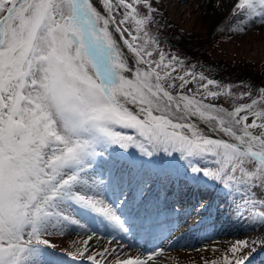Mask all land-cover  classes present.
Masks as SVG:
<instances>
[{"label":"snow or ice","instance_id":"snow-or-ice-1","mask_svg":"<svg viewBox=\"0 0 264 264\" xmlns=\"http://www.w3.org/2000/svg\"><path fill=\"white\" fill-rule=\"evenodd\" d=\"M161 6L0 0V264L154 261L163 249L141 259L122 258L119 243L93 247L105 235L163 240L174 227L141 211L148 185L134 184V165L126 173L110 159L97 171L117 148L184 161L190 181L243 191L238 216L264 227V87L253 96L249 86L239 96L250 102L231 110L213 103L235 96L233 85L165 52L147 30ZM225 20L232 33L264 28V0H232ZM73 234L70 249L53 243ZM257 244L264 236L237 240L204 264H249Z\"/></svg>","mask_w":264,"mask_h":264},{"label":"rangeland","instance_id":"rangeland-1","mask_svg":"<svg viewBox=\"0 0 264 264\" xmlns=\"http://www.w3.org/2000/svg\"><path fill=\"white\" fill-rule=\"evenodd\" d=\"M203 1L156 0V3L162 6L155 21L147 26V30L150 35L159 39L161 47L166 53L178 55L185 60L186 65H194L196 72L198 70L203 71L206 76L219 81L221 85H233L232 92L235 96H220L212 101L231 110L240 103L250 102L249 98H240L239 96L241 92L248 91L249 86H251L253 96L258 94L260 87H264V28L249 25L247 34L229 32L227 30L228 22L225 18L229 15L232 0L220 19L214 24H209L206 21L207 26H205L206 18L200 21L199 14H197L198 11L203 16L206 13L199 6ZM210 1L219 8L222 5V0H207V2ZM96 3L97 7H100L101 0H96ZM141 11L144 10L141 9ZM120 18L118 13L117 19ZM221 21L223 23H220L218 27V22ZM201 22L204 24L202 25ZM221 27L224 28V31L219 30ZM153 58H157L155 53ZM189 87H194V85H189ZM210 87L216 90L214 86ZM251 119L250 117L249 123ZM201 126L203 127V125ZM254 131L258 133L259 129ZM118 156L124 157L120 163L124 164L126 173L129 166H135L132 172L134 184L147 182L148 187L145 189L146 196L141 211L147 210L153 215L158 214L162 221H170L174 225L167 239L149 238L148 236L143 239L144 243L149 245L152 240L153 242L156 240V244L161 243L163 245L162 247L159 245L152 247V250L150 246L143 249L142 254L138 256L141 259L146 258L157 247L163 249L154 257V261H149V264H204L205 261H220L233 242L264 236V227L250 222L247 219V213H245V218L241 221L242 224H245V228L236 233V236L232 235L233 238L221 239L217 242L216 239L221 237L220 235H228L225 233L211 237L205 236L199 242H192L204 234L196 232L187 235L192 229L204 231L205 227H200L198 221H203L205 224V222L220 216H234L237 214L238 207L242 210L243 191L229 192L222 186L211 182L196 183L190 181L184 174V167H181V165L186 166L184 161L176 159L170 162L167 156H154L161 164L159 166L154 157L144 156L136 148L127 150L117 148L111 158L106 155L104 160L98 164L97 171H102L108 166L106 161L110 159L117 161ZM130 156H134V158L128 161ZM148 161L153 164H149ZM160 167L164 171L169 170L170 172H167L168 174L163 172L164 174L161 175ZM179 178L181 179L179 180ZM255 198L264 199V191L257 190ZM201 205H205L206 210L202 209ZM248 222L250 224L247 225ZM193 224L197 226L190 228V225ZM138 236H131L133 240H136V243L128 242V247L138 246L136 245L140 243L136 239ZM105 238L109 237L105 235L102 239ZM74 239H78L77 234L64 239H54L53 243L70 249ZM202 241H210V243L204 245L203 243L206 242L202 243ZM100 243L96 242L93 247L97 250L102 247H116L112 242L110 243V240L107 242L101 240ZM121 243L122 245L126 244L124 239L121 240ZM182 252L184 255L181 254ZM253 254L249 264H258L259 257L264 255V247L257 244ZM120 255L122 258H127L132 257L133 254L131 251H122ZM259 264L264 263L259 261Z\"/></svg>","mask_w":264,"mask_h":264},{"label":"bare ground","instance_id":"bare-ground-1","mask_svg":"<svg viewBox=\"0 0 264 264\" xmlns=\"http://www.w3.org/2000/svg\"><path fill=\"white\" fill-rule=\"evenodd\" d=\"M203 1V0H201ZM231 0H222V5L219 7L213 5L212 1L207 2V0H204L203 2L200 3V9L205 10L206 13L203 16L202 14H200V11H198L197 14H199L200 17V21H202V19H205V24L201 22V24L207 26L206 21L210 24H214L218 19H220L224 14H225V10L228 8V5L230 3ZM244 220L243 218L239 219L238 214H235L234 216H220L217 218H213L207 222H205V232H203L204 234L199 238V236H197V238H199L198 240H193L192 242H199L202 240L203 237H211V236H215L217 234H225L228 233V235H220L221 237L217 238L216 241L218 242L219 240H227L228 238H233L232 235L236 236V233L241 232L243 228H245V224H242L241 221ZM250 224V222L247 223V225ZM246 225V226H247ZM198 233V234H202L200 231H198V229H192L191 231H189L187 233V235H192L194 233ZM240 234V233H239ZM238 234V235H239ZM145 237L144 235H139L138 237H136V239L141 242ZM103 238V237H102ZM100 238L99 240H97L98 243L101 242V240L103 242H107V240H110L109 238H105L104 240ZM128 238V239H127ZM126 242V244L122 245L121 240L118 241V243L122 246V251H131L132 252V257H138L139 255L142 254L143 249L145 248L144 246H148L149 244L145 243L142 246H135L134 248H130L128 247V242L130 243H135L136 240H133L130 237H124L123 238ZM122 239V240H123ZM156 240H152V243L150 244L151 246V250L152 247H156L157 245H159L160 247H162L163 245L161 243H155ZM206 242V243H203ZM112 243L114 244V246H117V241H112ZM202 243L204 245L210 243V241H202ZM101 244V243H100ZM141 244V243H140ZM137 245V244H136ZM126 247V248H125ZM125 248V249H124ZM158 248V247H157ZM150 252V251H149ZM181 254L184 255V253L182 252ZM191 256V255H190ZM264 255H261L259 258H262Z\"/></svg>","mask_w":264,"mask_h":264},{"label":"trees","instance_id":"trees-1","mask_svg":"<svg viewBox=\"0 0 264 264\" xmlns=\"http://www.w3.org/2000/svg\"><path fill=\"white\" fill-rule=\"evenodd\" d=\"M201 70H198L197 72H200ZM209 78H211V77H209ZM213 79V78H212Z\"/></svg>","mask_w":264,"mask_h":264}]
</instances>
